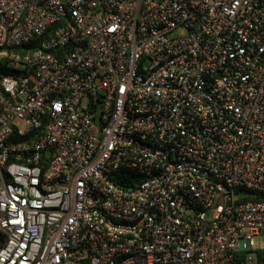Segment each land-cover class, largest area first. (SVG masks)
I'll return each mask as SVG.
<instances>
[{"label": "built area", "instance_id": "obj_1", "mask_svg": "<svg viewBox=\"0 0 264 264\" xmlns=\"http://www.w3.org/2000/svg\"><path fill=\"white\" fill-rule=\"evenodd\" d=\"M257 236L264 0H0V264H264Z\"/></svg>", "mask_w": 264, "mask_h": 264}, {"label": "trees", "instance_id": "obj_2", "mask_svg": "<svg viewBox=\"0 0 264 264\" xmlns=\"http://www.w3.org/2000/svg\"><path fill=\"white\" fill-rule=\"evenodd\" d=\"M116 178H117V182L118 184L120 185H128L130 183H137L139 182L141 179L139 178L138 175L134 174V173H131L129 171H120L117 175H116ZM126 181H130L129 183H126Z\"/></svg>", "mask_w": 264, "mask_h": 264}, {"label": "rangeland", "instance_id": "obj_3", "mask_svg": "<svg viewBox=\"0 0 264 264\" xmlns=\"http://www.w3.org/2000/svg\"><path fill=\"white\" fill-rule=\"evenodd\" d=\"M254 246L257 249H264V236H257L253 238Z\"/></svg>", "mask_w": 264, "mask_h": 264}]
</instances>
